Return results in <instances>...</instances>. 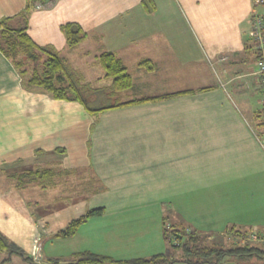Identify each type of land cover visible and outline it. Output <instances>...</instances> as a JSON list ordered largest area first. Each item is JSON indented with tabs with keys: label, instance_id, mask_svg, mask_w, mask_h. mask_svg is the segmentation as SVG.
Instances as JSON below:
<instances>
[{
	"label": "crops",
	"instance_id": "1",
	"mask_svg": "<svg viewBox=\"0 0 264 264\" xmlns=\"http://www.w3.org/2000/svg\"><path fill=\"white\" fill-rule=\"evenodd\" d=\"M34 3L32 0L27 33L37 45H47L46 37L44 43L37 41L50 31L39 27L50 22L45 19L37 22ZM26 4L27 0H0V19L17 15ZM123 4L120 6L124 7ZM241 7L242 13L226 27L228 32L223 34L224 37H197L202 44L200 47L195 42L202 63L213 71V84L183 87L175 83L161 87L160 92H148L135 98L203 87L209 89L112 108L101 113L96 122L78 101L55 99L39 89L22 87L17 65L29 75L34 68L41 66L46 58L44 53L40 51L38 56L42 55L41 59L37 56L34 59L17 51L7 50L5 53L0 50V170L7 172L10 179L9 175L17 173V167H22L23 172L35 167L57 166L61 175L68 176L90 170L107 187L103 192L108 196L104 203L107 206L127 201L128 190L135 186L134 169L143 172L144 176L151 174L146 185L149 182L166 185L167 190L161 192L165 198L174 201L177 209L174 217L178 222L187 223L197 234L227 235V230L235 227L248 230L250 234L264 235V148L256 133L259 93L250 39L251 10L256 6L253 0H243ZM70 9H74L71 4ZM81 18V22L78 19L68 22L77 23L83 29L86 24ZM116 22L123 27L119 20ZM58 24L60 30L61 24ZM190 50L191 54L185 58L194 54V49ZM109 51L115 53L116 49ZM116 56L122 61L121 56ZM219 59L224 60L219 62ZM39 60L42 62L38 66ZM228 71H231L229 75ZM167 104H185L193 110V115H128L131 111H148V107ZM135 122L142 128L133 129L124 138L141 140L140 147L131 153L127 148L119 151L121 137L118 139L113 135L112 129L123 125L118 129L128 132V124ZM159 152L165 154L163 159ZM20 184H13L4 191L0 189V231L29 255L34 258L38 239V243L42 242L41 260L46 257L68 258L85 250L110 255L100 247H51L57 239L51 236L71 219L83 214L89 201L81 200L72 207H61L58 213L51 210L38 216L29 209V204H48L52 201L46 200L50 197L48 190L53 188H43L36 182L42 191H37L31 197L35 200L30 201L25 192L33 187ZM132 250L133 247L130 252L118 247L117 253L121 254L111 256L116 259L142 257ZM153 251L154 254L162 253L160 248ZM15 258L17 256H12L5 264H17Z\"/></svg>",
	"mask_w": 264,
	"mask_h": 264
},
{
	"label": "rangeland",
	"instance_id": "2",
	"mask_svg": "<svg viewBox=\"0 0 264 264\" xmlns=\"http://www.w3.org/2000/svg\"><path fill=\"white\" fill-rule=\"evenodd\" d=\"M242 1L149 0L144 3L151 10L148 14L145 13L141 0H34L33 8L37 11L35 15L38 17L37 22L44 19L50 22H44L46 24L39 27L40 30L45 28L44 31H48V29L50 31L45 32L41 39L37 37L39 40L37 42L44 43V38H47V45L42 47L48 51H56L65 60L70 75L78 82L79 94L91 105H96L128 101L127 99L139 97L140 94L160 92L161 87H169L175 83L183 87L194 84H213L212 82L215 81L213 71L202 63L197 51L199 48L195 46V42L200 47L202 44L197 37L202 39L224 37L223 34L228 32L226 27L232 25V21L242 13ZM121 3H124V7L120 6ZM70 4L74 9H70ZM125 8L128 10L127 12H125ZM46 11L49 12V15ZM255 12L264 18V4H256ZM78 17H82L83 23L86 24V27H83L86 37L78 44L69 46L59 30L58 23L62 25L68 21L77 19L79 21ZM116 20H119L123 27L119 26ZM90 24L91 26H89ZM240 26L242 27V25ZM30 32L33 33V30ZM50 37L53 40H48ZM162 38L164 40H161ZM127 41L130 42L126 44ZM251 47L253 50L252 44ZM114 48L116 49L114 52L121 56L127 72L131 75L132 85L126 90L111 94V78L104 76L97 57L100 53ZM190 49H194L192 52L194 54L192 57L185 58L184 56L191 54ZM39 53L40 51H35L34 55L41 59L42 55L38 56ZM25 56H27L26 53ZM144 59L151 60L154 66L153 70H146L144 66L139 65V62ZM223 60L219 59V62H223ZM38 62L39 66L42 60ZM230 72L228 71V75ZM254 74L256 76V67ZM203 78L205 81H201ZM257 107L259 108V105ZM146 109L148 111H131L128 115L148 114L152 117H189L193 115V110L185 104L159 105ZM107 111L110 110L107 109L101 113ZM101 113L95 116V122ZM135 123L128 124V132H125L126 129H118L123 125L112 129L113 135H116L117 138L121 137L118 145V147L120 146L119 151L127 148L131 153L132 150L135 151L140 147L141 140L124 138L125 135H130L133 129L137 131L138 128H142L138 122ZM58 150L61 151V149ZM159 154L161 159L165 157L164 153L159 152ZM21 168L17 167L18 174L25 171L22 172ZM36 169L40 168L35 167L31 170ZM53 169L60 170L57 166H54ZM6 173L0 170V189L4 191L13 184L19 186L20 181L14 178L10 179ZM150 175L147 173L144 176L143 172L133 169L135 186L128 190L127 201L120 205L109 204L106 206L104 203L108 200L106 199L108 196H105L106 193L103 192L107 191V187L100 178L93 176L90 170H82L70 176L58 173L52 177L50 184L47 181L43 183L44 180L37 181L40 186L46 184V188H53L48 190L50 197L46 198V200L52 201L48 204L31 203L29 209L38 216L48 214L51 210L58 213L61 207H72L81 200L86 203L89 201V205L92 204L85 206L86 210L104 207L102 213L91 215L80 224L72 236L57 238L51 247H100L101 250L110 253V255L106 254L108 256L121 254L117 253L118 247H123L125 251L128 250L127 252H130L133 247L132 251L136 250V255L142 257L154 254L153 250L159 248L160 252L164 253L169 244L163 237L162 219L164 218V224L167 226L178 223V219L174 217L177 209L174 201L165 198V194L161 192L167 190L165 189L166 185L153 182L146 185V179H150ZM22 179L20 186L31 185L33 187L31 191L25 192V197L30 201L31 199L35 200L31 197L42 187L36 185L35 180H29L27 176ZM118 207H120L119 210H113ZM171 242L175 243V240L172 239ZM239 242L241 241L237 237H230L228 234L213 236L201 233L198 234L196 241L189 244H193L195 247L212 245L226 248ZM4 255L6 253L1 254L0 258ZM172 255L175 259L183 258V253L179 248L172 250ZM15 259L19 264L21 260L18 257ZM190 259L193 263L177 260L173 264H208L194 262L195 258L193 257ZM224 262L237 264L228 258L222 261V263Z\"/></svg>",
	"mask_w": 264,
	"mask_h": 264
},
{
	"label": "trees",
	"instance_id": "3",
	"mask_svg": "<svg viewBox=\"0 0 264 264\" xmlns=\"http://www.w3.org/2000/svg\"><path fill=\"white\" fill-rule=\"evenodd\" d=\"M31 1L27 0V4L23 10L13 17H3L0 19V50L5 53L23 52L31 58H36L35 51H41L46 55L42 64L38 68H34L33 72L27 75L24 69L17 65L19 74L21 76V85L24 89H39L48 93L55 99H65L70 101L80 102L85 110L93 117L105 110L116 107H124L142 102H156L166 100L183 94H190L209 89L208 87L199 88L197 90H181L172 93H165L161 95L147 96L141 98H134L124 102H114L110 104H96L91 105L80 94V87L78 82L70 75L68 66L65 64L64 59L56 51H48L44 47L37 45L28 35L27 29L29 25V15L31 12ZM149 0H141L144 10L149 13L151 10L145 6V2ZM254 6L257 3L253 0ZM154 9V7H153ZM255 14V9L251 14L250 19ZM60 30L65 37V41L69 46H73L81 42L86 37V32L80 25L74 22H67L60 25ZM264 33V28H263ZM253 46V43H252ZM254 54V63L259 58L261 52L259 50H252ZM34 56V57H33ZM98 63L104 71V76L111 78L110 92L111 94L119 93L126 90L132 85V78L127 72L125 66L122 64L120 58L111 51H104L97 57ZM140 66H144L146 70H153V64L149 59H144L139 62ZM67 77V78H66ZM71 92V93H69ZM258 110L255 113L257 121L256 133L259 135L260 123L258 122ZM63 152L64 150L61 149ZM61 170L50 168H40L36 170H25L21 174L9 175L14 179H18L20 183L22 178L27 176L29 180L40 181L44 180L50 184L52 177L58 174ZM46 188V184L42 185ZM104 189V187H102ZM96 191V189H95ZM104 211V207H96L87 209L80 216L71 219L68 224L51 237L53 238H66L72 236L78 226L85 222L91 215H98ZM163 237L168 242V248L163 253H155L148 257H133L128 259H116L105 254H99L88 250L80 251L72 254L70 257H46L43 259L48 264H173L177 260L182 262L193 263L191 257L195 258L194 262L208 263V264H221L225 258L236 262L237 264H264V243H254L258 241L246 239L248 237V230H240L235 227L227 230L226 234L230 237H237L241 242L236 245L222 248L212 245H203L195 247L193 243L197 240L198 234L194 229H190L183 222L172 223L170 226L164 224ZM183 238V240H182ZM172 239L175 243L171 242ZM181 249L183 253L182 259H175L172 255V250ZM0 264H5L12 256H17L22 264H36L33 256L29 255L21 246L9 239L0 231ZM254 260V261H253Z\"/></svg>",
	"mask_w": 264,
	"mask_h": 264
},
{
	"label": "built area",
	"instance_id": "4",
	"mask_svg": "<svg viewBox=\"0 0 264 264\" xmlns=\"http://www.w3.org/2000/svg\"><path fill=\"white\" fill-rule=\"evenodd\" d=\"M257 3H262L264 0H255ZM251 31L250 37L253 43V49L259 50L261 54L255 61L256 76L258 80V93H259V109H258V122L260 123L259 135L257 136L261 145L264 148V18L257 12L250 19ZM246 239L258 242H264V235L250 234Z\"/></svg>",
	"mask_w": 264,
	"mask_h": 264
},
{
	"label": "water",
	"instance_id": "5",
	"mask_svg": "<svg viewBox=\"0 0 264 264\" xmlns=\"http://www.w3.org/2000/svg\"><path fill=\"white\" fill-rule=\"evenodd\" d=\"M41 244H42V242H39L37 244V249L35 251L34 260H35L36 264H48L45 261H43V260L40 259ZM223 264H235V263H233V262H227V263H223Z\"/></svg>",
	"mask_w": 264,
	"mask_h": 264
},
{
	"label": "flooded vegetation",
	"instance_id": "6",
	"mask_svg": "<svg viewBox=\"0 0 264 264\" xmlns=\"http://www.w3.org/2000/svg\"><path fill=\"white\" fill-rule=\"evenodd\" d=\"M224 263H226V262H224ZM221 264H223V263H221Z\"/></svg>",
	"mask_w": 264,
	"mask_h": 264
}]
</instances>
